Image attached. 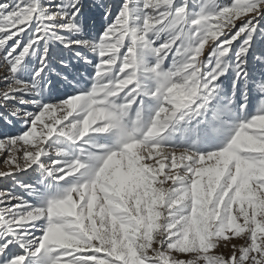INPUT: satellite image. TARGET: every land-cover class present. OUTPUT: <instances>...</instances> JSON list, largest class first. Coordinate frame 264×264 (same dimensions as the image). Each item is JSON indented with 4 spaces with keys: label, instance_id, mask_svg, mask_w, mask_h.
<instances>
[{
    "label": "snow or ice",
    "instance_id": "1",
    "mask_svg": "<svg viewBox=\"0 0 264 264\" xmlns=\"http://www.w3.org/2000/svg\"><path fill=\"white\" fill-rule=\"evenodd\" d=\"M95 3L108 20L111 11ZM132 3L124 0L98 38L70 40L56 33L82 36L81 0L55 11L39 0H0V109H8L0 120L25 129L0 137L8 169L0 180L33 168L40 184L75 178L62 190L21 185L38 205L0 190V264H264V81L245 69L264 0H142L140 26ZM190 5L199 7L192 19ZM51 40L97 57L87 93L37 99L48 86ZM233 52V87L242 81L246 100L252 84L261 97L256 115L238 123L235 92L224 102L218 83ZM38 54L31 80L20 79Z\"/></svg>",
    "mask_w": 264,
    "mask_h": 264
},
{
    "label": "rangeland",
    "instance_id": "2",
    "mask_svg": "<svg viewBox=\"0 0 264 264\" xmlns=\"http://www.w3.org/2000/svg\"><path fill=\"white\" fill-rule=\"evenodd\" d=\"M103 4L111 11L112 16L108 20L104 18L103 7L97 6L95 0H81V16L80 21L83 27L82 36L73 35L69 32H57V35L64 36L70 40L85 39L92 40L98 38L99 34L104 30V27L109 23L111 19L121 10L124 0H102ZM42 7L55 11L58 4L62 3V0H53L49 3V0H39ZM180 0H177L179 5ZM233 0H218V7L231 5ZM133 10V24L134 26H140L143 23L145 13L142 11V0H133L131 5ZM199 12V7L189 6V19L195 18V15ZM257 33L253 36L252 46L249 49L248 55L245 58L247 63L245 69L248 73V79L250 81H264V16H261L258 21ZM36 29V24L33 23L29 29L28 35H30ZM166 37L162 36L160 41H157L159 45ZM238 47V45H237ZM80 52L82 56L87 57L91 61L90 64L84 63L83 60L76 57L75 53ZM39 54L36 57H29L25 61V70L20 73L19 78L25 81H30L34 72L40 67ZM98 63L97 57L90 52L87 48H65L64 45L58 41L51 40L48 44V68L45 70L47 78L42 81V86L47 84V90L37 99H42L44 103H59L68 99L71 96H75L81 93H87L93 86V77L95 75V66ZM173 63V58H169L165 62V69H170ZM229 63L232 67L229 68L227 74L221 77L218 82L221 85V97L224 98V102H227V98L233 96L235 92V103L232 105L234 109V116L231 122L238 123L244 119H250L257 113V104L261 97L256 93L252 84L248 86V95L245 100L243 97V82L241 81L235 88L233 82L235 80V64L236 57L233 52L229 58ZM0 75L3 72L0 71ZM62 77H67L63 79ZM50 81V83H49ZM25 99H32V97H25ZM247 102V109L243 112L240 111V105ZM149 106L151 102H149ZM29 111H36V107L32 104L23 106ZM6 117L8 116V109H0ZM24 125L22 121H13L12 124H5L3 120H0V137L3 136H15L24 131ZM93 142L99 144H108L110 139L108 137H93ZM216 145H209L202 148V151H210ZM61 148H67L66 143L61 144ZM74 154H77L74 152ZM7 157H0V171H6L7 166L4 164V160ZM55 159V157H51ZM46 160L48 158H45ZM98 166V165H97ZM41 172L36 169H29L27 172L18 173L12 177H7L0 180V190L10 191L17 195L22 196L29 204L38 205L39 198L35 195L25 191L21 185H32L35 191H45L46 186L52 190L64 189L70 187L74 183L75 178H70L68 181L56 184L52 181H45L40 184ZM15 203V201H13ZM36 235H40L39 232ZM239 245L240 241H235ZM231 244L229 245V248ZM229 248H223L220 251L227 253ZM13 254H23L22 250L18 248L13 249ZM31 262V258H29Z\"/></svg>",
    "mask_w": 264,
    "mask_h": 264
},
{
    "label": "clouds",
    "instance_id": "3",
    "mask_svg": "<svg viewBox=\"0 0 264 264\" xmlns=\"http://www.w3.org/2000/svg\"><path fill=\"white\" fill-rule=\"evenodd\" d=\"M260 150H264V146H261V149Z\"/></svg>",
    "mask_w": 264,
    "mask_h": 264
}]
</instances>
